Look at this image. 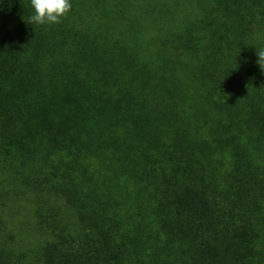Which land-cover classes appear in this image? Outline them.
I'll list each match as a JSON object with an SVG mask.
<instances>
[{"label": "trees", "instance_id": "1", "mask_svg": "<svg viewBox=\"0 0 264 264\" xmlns=\"http://www.w3.org/2000/svg\"><path fill=\"white\" fill-rule=\"evenodd\" d=\"M70 2L0 0V264H264V0Z\"/></svg>", "mask_w": 264, "mask_h": 264}, {"label": "clouds", "instance_id": "2", "mask_svg": "<svg viewBox=\"0 0 264 264\" xmlns=\"http://www.w3.org/2000/svg\"><path fill=\"white\" fill-rule=\"evenodd\" d=\"M34 10L30 16L33 24H59L72 8L70 0H30ZM257 64L264 71V49H257Z\"/></svg>", "mask_w": 264, "mask_h": 264}, {"label": "rangeland", "instance_id": "3", "mask_svg": "<svg viewBox=\"0 0 264 264\" xmlns=\"http://www.w3.org/2000/svg\"><path fill=\"white\" fill-rule=\"evenodd\" d=\"M61 214L64 217H71L72 213L65 208H60ZM19 221H22L20 230L23 232L22 249L27 253V257L20 264H40L38 261L41 249L40 232L37 227L27 223V213L22 212Z\"/></svg>", "mask_w": 264, "mask_h": 264}]
</instances>
